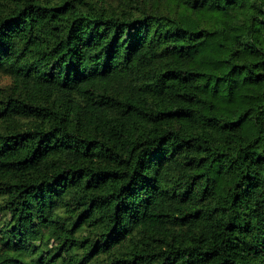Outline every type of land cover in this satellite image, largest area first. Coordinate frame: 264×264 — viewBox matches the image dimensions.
Returning a JSON list of instances; mask_svg holds the SVG:
<instances>
[{"label": "trees", "instance_id": "obj_1", "mask_svg": "<svg viewBox=\"0 0 264 264\" xmlns=\"http://www.w3.org/2000/svg\"><path fill=\"white\" fill-rule=\"evenodd\" d=\"M0 264H264V0H0Z\"/></svg>", "mask_w": 264, "mask_h": 264}]
</instances>
